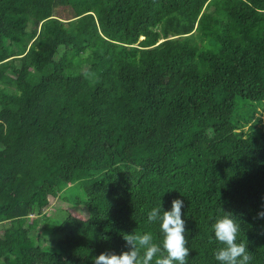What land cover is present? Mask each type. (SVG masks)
I'll use <instances>...</instances> for the list:
<instances>
[{"label":"trees","instance_id":"16d2710c","mask_svg":"<svg viewBox=\"0 0 264 264\" xmlns=\"http://www.w3.org/2000/svg\"><path fill=\"white\" fill-rule=\"evenodd\" d=\"M0 102V264L159 244L174 199L188 264H219L226 213L264 264V0H0Z\"/></svg>","mask_w":264,"mask_h":264},{"label":"clouds","instance_id":"9594fccd","mask_svg":"<svg viewBox=\"0 0 264 264\" xmlns=\"http://www.w3.org/2000/svg\"><path fill=\"white\" fill-rule=\"evenodd\" d=\"M184 201L174 199L171 210L163 211L161 206L148 212L149 223L159 222L161 242L155 243L150 232L124 234L128 251L121 254L105 252L93 258V264H188L190 250L187 247L186 221L182 219ZM264 219V211L258 214ZM215 240L220 247L214 256L219 264H249L251 256L247 245L237 242L240 225L230 214H225L213 224Z\"/></svg>","mask_w":264,"mask_h":264},{"label":"rangeland","instance_id":"374dc122","mask_svg":"<svg viewBox=\"0 0 264 264\" xmlns=\"http://www.w3.org/2000/svg\"><path fill=\"white\" fill-rule=\"evenodd\" d=\"M229 3L232 4V0H229ZM63 14H68L67 10H62ZM196 38H198L199 40H201L199 37L196 36ZM2 104L0 102V108H1ZM261 112L257 113V115H260ZM264 120V112H262L261 115ZM245 128L247 129L248 127L245 126ZM154 149H158L159 150V146H154ZM152 153H156V150H151ZM141 153V152H139ZM150 153V152H149ZM47 201H48V206L45 209V214L47 216V218H45L48 222H55V223H61L64 216H65V211H69L70 212V208L67 206V203L65 202V200L60 199V197L55 196L54 194L50 193L47 197ZM72 212L75 214L76 211L72 210ZM40 216L39 213L35 212L31 214V218L32 219H37ZM68 225H64V228H67ZM11 225L9 222H0V235L6 236L7 237V244L9 246H13L15 245L16 242V237L15 235H13L11 232ZM55 245L56 246H63V242L61 239H58L55 241Z\"/></svg>","mask_w":264,"mask_h":264}]
</instances>
